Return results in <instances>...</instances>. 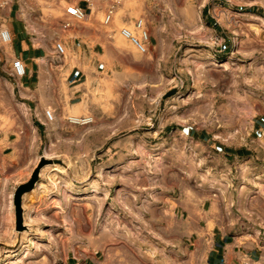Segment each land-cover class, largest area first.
<instances>
[{"label": "crops", "instance_id": "crops-1", "mask_svg": "<svg viewBox=\"0 0 264 264\" xmlns=\"http://www.w3.org/2000/svg\"><path fill=\"white\" fill-rule=\"evenodd\" d=\"M199 1L196 0L197 3ZM210 1L207 0V3ZM191 2L195 1L0 0V29L5 27L12 35L8 43L0 40V83L6 85L7 100L10 103H22L29 114L24 131L18 133L13 129L0 128V240L5 241L6 245L13 244L19 237L12 232L15 222L14 194L20 185L32 179L37 168L40 153L36 150L30 151L29 147L33 143L34 148H39L41 128H47L48 152L56 150L53 151L55 156H66L73 160L79 156L92 159L93 155L59 150V143L68 141L76 144L99 132L103 138L110 136L108 119L100 120V125L90 126L86 132L62 123L63 114L74 109L86 95L89 96L94 83L107 69L112 40L110 34H105L100 17L113 8L112 20L117 18L128 22L132 13L145 14L149 19L156 9L157 16L171 18L166 22L167 29L175 21L177 31L180 32H193L200 27L198 33L189 35L194 42L190 40L183 44H187L184 45L188 50L187 55L205 64L206 73L210 66L207 63L222 55L216 46H221L223 42L225 46L228 44L223 34L224 28L216 21L202 19V22H198L185 17L184 8L190 6ZM213 2L216 3L215 0ZM69 4L83 7L86 11L85 23L65 18L69 15L66 12ZM231 4L242 6L240 15H252L261 10L264 12V0H233ZM224 8L227 10L231 7ZM217 11L222 12L221 5L217 7ZM207 14L210 18H215L212 10ZM145 16L139 17L144 18L149 29ZM231 26L237 32L243 31L240 23L234 22ZM231 26L225 25L228 30H231ZM151 28L156 29L154 26ZM56 40L64 42L68 49L65 55L56 53ZM232 40V53L226 56L229 66L225 70L233 81L230 89L243 86L246 94L255 88L264 90V41H255L242 33L232 36ZM161 41V36L156 33L150 35V46L161 45ZM162 45L168 47V40H164ZM17 58L23 60L26 66V74L21 77L13 73L12 64ZM13 83L18 88L17 92L11 87ZM2 100L0 92V102ZM256 103L254 99L245 97L237 98L235 105L252 112L257 108ZM47 109L54 112L53 120L47 119ZM151 149L141 146L140 149L104 152L97 167L86 166L82 173L84 177L80 180L61 181L62 188L66 192L85 194V200H90L91 204L94 203L91 193L95 186L99 187L103 196L113 190L117 204H109L105 197L99 200L103 207V216L104 208L114 207L113 205L126 207L123 199L132 196L133 203L128 204V208L131 209L134 219L149 224L147 226L156 233L158 231L154 224L159 222L157 216L160 214L166 213L182 223L183 229L177 230L178 236L194 239L198 245L167 246L165 253L176 256L195 255L198 256V263L169 261L164 264H264V116H253L250 135L244 144L236 142L227 148L228 151H224V157L230 164L222 167L213 165L212 180L206 179L205 158L198 154L197 159L203 160L197 162V171L188 176L189 180L195 181L175 189L173 183H167L164 168L149 158V154H157L156 149ZM213 153L216 154L214 151ZM218 159L221 161V156ZM54 170L56 168H50V173ZM40 171L46 174L49 172L44 167ZM95 171L97 176L94 175ZM48 180H38L36 187L32 189L36 202L40 201L38 197L44 189H53L54 185L46 182ZM207 192H213V195ZM29 196V192H24L21 201L25 199L27 203L30 202ZM36 202L33 205L36 206ZM93 217L88 210L85 219L71 213L73 231L85 233L91 238L96 232L92 225L88 226L89 223L93 224ZM162 237L170 238L164 235ZM36 242L33 249L30 248V243L17 249L2 245L0 257L6 255L7 259L0 264H11L12 259L16 264L45 263L40 259L30 263L27 259L33 252L43 250L41 245L36 246ZM26 245L30 253L22 257ZM59 264L100 263L94 257H84L73 249L61 258Z\"/></svg>", "mask_w": 264, "mask_h": 264}, {"label": "rangeland", "instance_id": "rangeland-1", "mask_svg": "<svg viewBox=\"0 0 264 264\" xmlns=\"http://www.w3.org/2000/svg\"><path fill=\"white\" fill-rule=\"evenodd\" d=\"M193 1L195 2L184 8L185 17L198 22H202V19L216 21L224 28L223 34L228 44L225 46L223 42L221 46H216L222 55L215 63H207L210 65L207 68V77L205 64L187 55L188 50L184 46L187 44H183L191 40L189 35L193 33L177 31L176 21L167 29L166 22L171 18L157 16L156 9L149 19L145 14L132 13L128 22L115 18L110 24H105L104 16L100 17L105 34H110L112 40L107 69L94 83L89 96L86 95L74 109L63 114L62 123L86 132L90 126L100 125V120L108 119L110 136L103 138L99 132L76 144L68 141L59 143V150L93 155L92 159L79 156L73 160L66 156H55L53 153L56 150L48 152L47 128H41L39 148H34L33 143L29 147L30 151L36 150L40 153L37 162L39 170L35 182L24 191L25 194L29 192L30 202L27 203L25 199L21 201V227L17 221V208L13 205L15 222L12 232L19 237L13 244L7 245L0 240V247L3 245L17 249L30 243V248L33 249L35 242H39L43 250L33 252L27 258L30 263L40 259L45 262L43 264H59L61 258L73 249L84 257H94L100 264H164L169 261L198 263V256L195 255L176 256L165 253L167 246L198 245L194 239L178 236L177 230L183 229V224L175 221L172 216L166 213L157 216L159 222L154 224L158 231L156 233L147 226L149 224L134 219L131 209L128 208V204L133 203L132 196L123 197L126 207L113 205L114 207L104 208L103 216V207L99 200L105 197L109 204H117L113 190L103 196L99 187L95 186L91 193L94 203L91 204L90 200H85V194L66 192L60 183L66 179L80 180L84 177L82 173L86 166H98L104 152L140 149L141 146L156 149L157 154H149V158L164 168L167 183H173L175 189L195 181L189 180L188 176L197 171V162L203 160L197 159L198 154L205 158L207 180H212L214 176L213 165L222 167L230 164L224 157V151H228L227 148L236 142L244 144L250 135L253 116H264V90L255 88L246 94L243 86L230 89L233 81L225 71L229 66L226 56L232 53L230 47L235 34L242 33L255 41H264V12L261 10L252 15H240L242 6L231 4L233 0H215L216 3L213 0L209 3L207 0H200L198 3ZM219 5L222 6V12L217 11ZM224 7L231 8L226 10ZM209 10L214 12L215 18H210L207 14ZM218 13H227L229 16L226 14L222 19ZM141 15L149 23L150 35L156 33L162 40L161 45L150 46L147 53L139 52L119 32L123 26L133 28V21ZM65 18L69 21L86 22V19L77 20L70 15ZM234 22L240 23L243 31L237 32L231 26ZM225 25L231 26V30ZM151 26L156 29L153 30ZM164 40H168V47L162 45ZM54 49L58 55H65L68 51L60 40L55 41ZM11 87L15 92L18 91L14 83ZM5 89L6 85L0 83L3 99L0 102V128L13 129L19 133L26 129L24 125L29 121L28 110L20 102L10 103ZM245 97L257 101V108L252 112L235 105L237 98ZM70 116L92 117L93 121L88 124L72 123L68 119ZM49 145L52 146L51 143ZM213 151L216 152L215 155ZM43 167L49 170L47 174L40 171ZM50 168H56L59 173L56 170L50 173ZM94 175L97 176L96 171ZM45 178L54 187L51 190L44 189L38 197L40 201L36 202L32 189L36 187L38 180L44 181ZM210 193L213 195V192ZM51 196L58 198L60 203L53 205L50 202ZM35 202L36 206L33 205ZM87 210L90 215H94L93 224H88L96 231L91 238L85 233H75L70 221L71 213L85 219ZM38 211L42 214H38ZM82 225L85 226V223ZM161 234L170 238H163ZM150 250L153 255L149 254ZM0 258V262H3L7 256Z\"/></svg>", "mask_w": 264, "mask_h": 264}, {"label": "built area", "instance_id": "built-area-1", "mask_svg": "<svg viewBox=\"0 0 264 264\" xmlns=\"http://www.w3.org/2000/svg\"><path fill=\"white\" fill-rule=\"evenodd\" d=\"M66 12L76 19H84L86 11L81 6L69 4L66 6ZM114 9L110 8L104 15L103 22L109 24L112 20ZM120 34L127 38L133 46L141 53H147L150 49V32L143 17H139L133 21V28L123 26L119 29ZM12 39L11 32L6 29H0V40L4 43L10 42ZM13 73L15 76L21 77L26 74V66L23 60L17 58L13 61ZM48 120L54 119V112L50 109L45 110ZM72 123L88 124L93 121L92 117H69Z\"/></svg>", "mask_w": 264, "mask_h": 264}, {"label": "water", "instance_id": "water-1", "mask_svg": "<svg viewBox=\"0 0 264 264\" xmlns=\"http://www.w3.org/2000/svg\"><path fill=\"white\" fill-rule=\"evenodd\" d=\"M38 170H39V166L34 171V173L32 175V179L29 180L27 183L20 185L17 188V190L15 191V194H14V204H15V206L17 208V221H18L20 227L22 225L21 224V194L25 190L30 188L32 186V184L35 182Z\"/></svg>", "mask_w": 264, "mask_h": 264}, {"label": "bare ground", "instance_id": "bare-ground-1", "mask_svg": "<svg viewBox=\"0 0 264 264\" xmlns=\"http://www.w3.org/2000/svg\"><path fill=\"white\" fill-rule=\"evenodd\" d=\"M224 11V10H223ZM219 14V13H218ZM221 14V13H220ZM219 14V15H220ZM227 14V13H226ZM225 13H222L221 14V17L220 18H225L227 15H226ZM229 16V15H228ZM262 25H263V27H264V21L262 20ZM200 31V27H197V28H195L194 29V31L192 32V33H198ZM211 63H215V60L214 59H211ZM225 64V63H224ZM55 182V181H54ZM53 183V182H52ZM52 185H54V184H52ZM264 194V193H263ZM10 200V199H9ZM51 201V203L53 204V205H58L60 202H59V199L58 198H56L55 196H53L51 199H50ZM10 202V201H9ZM9 205V204H8ZM10 205H11V203H10ZM10 208V207H9ZM10 210V209H9ZM10 213V212H9ZM38 214H42L41 213V211H38ZM10 215H11V213H10ZM10 215H8V216H10ZM11 217V216H10ZM10 217H8V218H10ZM36 246L37 247H39L40 246V243L39 242H36ZM151 249V248H150ZM154 251V250H153ZM30 253V249H29V247L26 245L24 248H23V251H22V257L23 256H27L28 254ZM149 254H152V251L150 250L149 251ZM153 255V254H152ZM151 258H152V256H151ZM15 260V259H14ZM10 262V261H9ZM17 262V261H16ZM11 264H16V263H14V261H13V259L11 260V262H10ZM18 264V263H17Z\"/></svg>", "mask_w": 264, "mask_h": 264}]
</instances>
